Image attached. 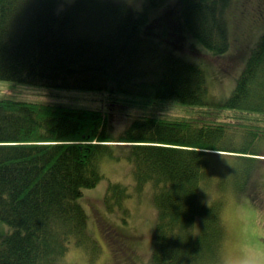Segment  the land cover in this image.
I'll return each instance as SVG.
<instances>
[{"label": "trees", "instance_id": "16d2710c", "mask_svg": "<svg viewBox=\"0 0 264 264\" xmlns=\"http://www.w3.org/2000/svg\"><path fill=\"white\" fill-rule=\"evenodd\" d=\"M57 2L0 0V83L9 90L0 95V264H65L70 245L97 248L84 189L104 179L109 212L130 195L107 177L105 158L127 162L135 186L151 189L149 264H220L219 207L199 198L205 164L211 151L248 152L231 144L226 125L165 116L155 104L208 105L204 68L184 58L181 40L226 60L228 0H144L139 11ZM258 44L221 107L261 111L264 36ZM71 91L104 104L57 99ZM115 145L126 150L115 154Z\"/></svg>", "mask_w": 264, "mask_h": 264}, {"label": "rangeland", "instance_id": "374dc122", "mask_svg": "<svg viewBox=\"0 0 264 264\" xmlns=\"http://www.w3.org/2000/svg\"><path fill=\"white\" fill-rule=\"evenodd\" d=\"M73 1L58 0L57 3L60 7ZM111 1L139 11L144 0ZM160 12V8L155 9L151 17ZM220 14L229 40L230 52L226 60L225 55L216 58L209 50L198 51L188 38L181 40L184 58L198 61L204 68L208 105L197 107L162 101L160 105L155 104L160 107V112H154L165 116H197L211 123L224 124L230 129L231 144L248 152L211 151L213 153H209L204 170L207 177L199 192L200 201L211 203L215 199L220 220L225 226L219 251L220 264H247L248 261H259L264 254V103H261V111L258 112L227 109L221 107V103L233 92L250 50L256 48L264 36V0H228ZM6 87V84L0 83V95L9 91ZM23 92L31 96L32 91ZM56 95L64 102L67 100L96 108L104 104L102 97L96 93L71 91ZM123 150L126 149L115 145L114 153H123ZM102 169L111 181L126 185L130 195L122 205L119 203L122 208L118 204V209L117 198L113 199L112 212H109L102 197L100 199L106 185L104 179L94 187L84 189L86 196L83 204L89 214V230L98 245L92 252L89 247L81 249L70 245L62 255V261L65 264H149L150 232L156 218L151 189L147 183L135 186L131 166L122 159L114 161L105 158ZM134 186L139 190L135 191ZM102 229L108 230V236Z\"/></svg>", "mask_w": 264, "mask_h": 264}, {"label": "clouds", "instance_id": "9594fccd", "mask_svg": "<svg viewBox=\"0 0 264 264\" xmlns=\"http://www.w3.org/2000/svg\"><path fill=\"white\" fill-rule=\"evenodd\" d=\"M247 264H264V254H261V259L259 261H248Z\"/></svg>", "mask_w": 264, "mask_h": 264}]
</instances>
